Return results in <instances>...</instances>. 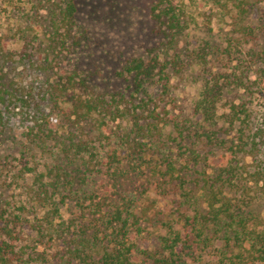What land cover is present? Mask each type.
<instances>
[{
  "label": "trees",
  "instance_id": "16d2710c",
  "mask_svg": "<svg viewBox=\"0 0 264 264\" xmlns=\"http://www.w3.org/2000/svg\"><path fill=\"white\" fill-rule=\"evenodd\" d=\"M48 2L50 47L69 51L78 3ZM249 4L154 0L153 46L117 73L120 89L81 70L49 83L43 101L60 110L66 163L49 183L39 177L41 212L51 210L35 221L0 203V264H189L204 250L217 264H264V9L252 19ZM218 13L232 20L225 46L211 41ZM23 52L6 60L31 61ZM187 83L199 89L185 103ZM12 85L0 73V126L10 105L33 108L32 89ZM58 196L85 204L91 231L65 236Z\"/></svg>",
  "mask_w": 264,
  "mask_h": 264
},
{
  "label": "rangeland",
  "instance_id": "374dc122",
  "mask_svg": "<svg viewBox=\"0 0 264 264\" xmlns=\"http://www.w3.org/2000/svg\"><path fill=\"white\" fill-rule=\"evenodd\" d=\"M48 1L0 0V73L5 76L9 90L15 83L24 87L25 92L32 89L34 97L33 108L23 109L13 104L3 109L5 124L0 126V203L3 210L16 214H19L18 207L26 206L25 216L31 221L51 210L47 205L51 202L48 201L45 204L47 208L41 212V202L37 198L40 179L49 183L52 179L50 170L66 163L61 152L65 133L60 125V110L55 104L47 105L51 98L43 91L49 88V83L56 84L62 75H70L76 70L92 76L105 90H118L122 84L117 79V73L129 59L143 55L146 48L153 46L149 10L154 0H76L78 13L74 34L79 43L69 51L50 47L53 30L48 10L52 4ZM248 8L251 9V18L256 19L259 17L256 11L264 9V2L250 0ZM231 21L230 16L218 13L213 20L212 43L227 44L233 35ZM23 51L32 55L31 61L20 65L6 60L7 52L19 54ZM198 89L192 83L181 86L180 99L187 103ZM33 117H37L39 124H35ZM50 131L53 133L51 138L48 137ZM29 134L33 136L29 138ZM96 181L100 183L101 180ZM97 187L99 193V185ZM151 197L156 198L153 193ZM60 200L59 196L55 198L59 212L54 219L59 229L71 226L65 236L74 237L84 225L91 231L93 216H89L90 211L85 210V204L79 207L75 200L60 204ZM53 247L46 252L57 251L59 243H53ZM189 264L217 262L208 250H204L197 261Z\"/></svg>",
  "mask_w": 264,
  "mask_h": 264
}]
</instances>
